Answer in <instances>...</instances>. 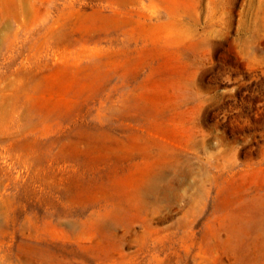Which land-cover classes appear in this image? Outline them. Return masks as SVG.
Returning <instances> with one entry per match:
<instances>
[{
	"label": "rangeland",
	"instance_id": "374dc122",
	"mask_svg": "<svg viewBox=\"0 0 264 264\" xmlns=\"http://www.w3.org/2000/svg\"><path fill=\"white\" fill-rule=\"evenodd\" d=\"M0 264H264V0H0Z\"/></svg>",
	"mask_w": 264,
	"mask_h": 264
}]
</instances>
